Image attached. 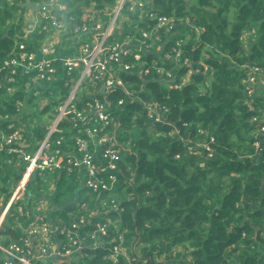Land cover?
Listing matches in <instances>:
<instances>
[{
    "label": "trees",
    "instance_id": "trees-1",
    "mask_svg": "<svg viewBox=\"0 0 264 264\" xmlns=\"http://www.w3.org/2000/svg\"><path fill=\"white\" fill-rule=\"evenodd\" d=\"M60 1L66 6L61 19L73 18L70 24L78 23L90 4L100 12L116 4V0ZM151 2L158 13L174 18L170 38L186 39L182 58L200 71L193 72L179 89L168 87L152 71L145 82L135 78L143 83L139 99L129 100L121 91L112 95L114 100L125 99L115 106L118 120L128 121L137 114L134 126L121 135L130 143L118 163L111 192L123 208L120 225L111 228L97 246L88 241L83 248L87 256H79L73 264H112L109 253L118 231L124 234L127 252L119 256L118 264H264V134L251 122L264 112V96L247 97L242 82V66L251 63L264 68V0ZM25 3L0 0V65L14 45L15 34L22 33L16 12L26 10L21 8ZM252 27L256 33L249 38L247 52L242 36ZM181 64H166L177 79L188 69ZM201 64L207 67L205 73ZM18 98L19 93L0 90V115L13 116ZM143 100L166 105L170 124L148 118ZM173 128L192 142L202 143L211 135V155L207 150L190 153L189 143L176 135L155 136ZM199 129L207 134H199ZM9 160L6 155L0 159V195L8 193L20 176ZM83 194L76 179L60 178L54 196L60 209H52V218L57 215L66 221V212L74 209L76 200L88 199ZM27 213L31 216L30 210ZM14 216L12 211L0 228L2 244L20 235Z\"/></svg>",
    "mask_w": 264,
    "mask_h": 264
},
{
    "label": "built area",
    "instance_id": "built-area-1",
    "mask_svg": "<svg viewBox=\"0 0 264 264\" xmlns=\"http://www.w3.org/2000/svg\"><path fill=\"white\" fill-rule=\"evenodd\" d=\"M52 6L60 12H51ZM65 9L60 0L41 2L35 14L37 26L27 21V12L18 10L24 21L22 33L15 34L14 45L0 65V90L8 95L21 94L15 101L16 113L0 115V159L8 156L7 163L20 175L8 193L0 195V228L13 211L20 233L15 240L0 243V264H73L79 256H87L83 248L88 241L97 246L111 228L120 225L123 208L111 192L117 182L118 163L130 143V138L123 140L121 135L134 126L137 114L128 121L118 120L115 106L125 99L114 100L112 95L121 91L129 100L139 99L143 83L135 78L145 82L152 71L176 89L186 84L193 72L200 71L182 58L186 39L170 38V31L176 27L174 18L158 13L151 0H117L103 12L90 4L76 24H70L71 17L61 19ZM30 38L42 43L37 46ZM59 49L68 53L54 55ZM171 61L187 66L180 79L167 69ZM242 69L247 97L255 96L258 88L264 90V68L250 63ZM206 70L203 65L202 72ZM26 92L38 105L36 110L49 118L43 127L30 120ZM142 108L153 121L170 124L166 105L143 100ZM252 121L264 134V112ZM28 126L36 132H29ZM164 135H176L188 142L192 154L207 150L211 155L209 142L213 137L209 142H192L177 128L155 134ZM254 146L258 148L259 143L254 142ZM60 178L76 179L83 197L88 198L76 200L74 209L66 212V221L57 215L52 218ZM31 183L34 185L30 187ZM41 185H54V204L41 198ZM116 235L109 253L112 264L127 254L123 232Z\"/></svg>",
    "mask_w": 264,
    "mask_h": 264
},
{
    "label": "rangeland",
    "instance_id": "rangeland-1",
    "mask_svg": "<svg viewBox=\"0 0 264 264\" xmlns=\"http://www.w3.org/2000/svg\"><path fill=\"white\" fill-rule=\"evenodd\" d=\"M11 4H12V3H11ZM37 4H38V7H39V3H38V2H37ZM24 5H25V4H24ZM38 7H37V10H38ZM16 14L18 15L19 13L16 12ZM231 14H232V13H231ZM255 33H256V30H255L254 27L249 28L248 30L244 31V33H243V36H242L243 45H244V47H245V49H246L247 52H248V50H249V45H250V43H249V38L254 39V35H255ZM201 65L203 66V64H201ZM19 92H22V90H20ZM20 95H21V94H20ZM257 95H259V89H257ZM54 96H55V95H54ZM24 97H26V98H31V99H32V100L30 101L29 106H28V110H29V112H30V116H31L30 120L33 121L35 124H37V125L43 127L45 124H47V123L49 122V118H48V116H47V115H43V114H42V111H40V110L37 111V110H36L37 107H38V105L35 106V103H34V99H33V97H31L27 92H26V94H25ZM34 109H35V110H34ZM41 129H42V128H41ZM203 133H204V134H207V133H205L204 131H203ZM210 137H212V136H211V135L207 136V139L205 140V142H209ZM212 142H213V140H212L211 142H209V143H212ZM0 184H3V181H2L1 179H0ZM0 186H3V185H0ZM41 189L43 190V194H42V197H41V198H46V199L49 200V202H50L51 204H54V201H53L52 196H51V193H52L53 190H54V185H53V186H52V185H48L47 187L41 185ZM45 194H48L49 197H46ZM36 200H38V199H36ZM2 201H3V200L0 199V204H2ZM55 203H56V202H55ZM55 206H57V205L55 204ZM57 208L60 209V207H58V206H57ZM9 218H10V217L8 216V217H7V220H9Z\"/></svg>",
    "mask_w": 264,
    "mask_h": 264
},
{
    "label": "crops",
    "instance_id": "crops-1",
    "mask_svg": "<svg viewBox=\"0 0 264 264\" xmlns=\"http://www.w3.org/2000/svg\"><path fill=\"white\" fill-rule=\"evenodd\" d=\"M25 6L27 7V9L24 12H27V14H28L27 21L28 22H34V25L37 26L38 20L37 19L35 20V14H36V12H38L37 11V7H38L37 2H33L31 0H26ZM134 12H140V11L139 10H135ZM30 39H32V41L37 46H39L42 43V40H37L35 38H30ZM58 42H60V39L58 40ZM62 48H63V44H62ZM67 53L68 52L59 49L56 53H54V55H58V54L66 55ZM259 93H260L261 96H264V90L263 89H259ZM28 130H29V132H31V131H35L36 132V130L32 126H28Z\"/></svg>",
    "mask_w": 264,
    "mask_h": 264
},
{
    "label": "clouds",
    "instance_id": "clouds-1",
    "mask_svg": "<svg viewBox=\"0 0 264 264\" xmlns=\"http://www.w3.org/2000/svg\"><path fill=\"white\" fill-rule=\"evenodd\" d=\"M39 4H40V3H39ZM23 7H24V8H27L25 5H22V6H21V8H23ZM38 8H39V7H38ZM18 10H21V12H24V11H25V9H23V10H22V9H18ZM18 10H17V12H18ZM18 16H20L21 20H23L21 15L18 14ZM21 24H22V26H23V25H24V21H22Z\"/></svg>",
    "mask_w": 264,
    "mask_h": 264
},
{
    "label": "water",
    "instance_id": "water-1",
    "mask_svg": "<svg viewBox=\"0 0 264 264\" xmlns=\"http://www.w3.org/2000/svg\"><path fill=\"white\" fill-rule=\"evenodd\" d=\"M38 10H39V8H38ZM38 10H37V11H38Z\"/></svg>",
    "mask_w": 264,
    "mask_h": 264
}]
</instances>
